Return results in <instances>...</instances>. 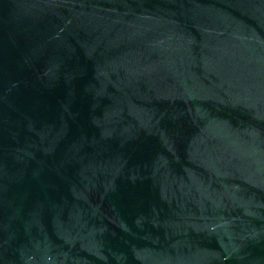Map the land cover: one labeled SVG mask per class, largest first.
Returning <instances> with one entry per match:
<instances>
[{
    "label": "water",
    "instance_id": "1",
    "mask_svg": "<svg viewBox=\"0 0 264 264\" xmlns=\"http://www.w3.org/2000/svg\"><path fill=\"white\" fill-rule=\"evenodd\" d=\"M0 264H264V0H0Z\"/></svg>",
    "mask_w": 264,
    "mask_h": 264
}]
</instances>
